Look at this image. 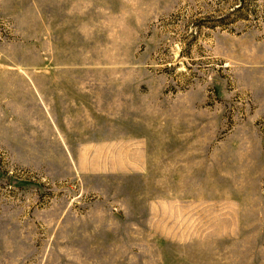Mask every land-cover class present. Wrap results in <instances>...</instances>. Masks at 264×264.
Wrapping results in <instances>:
<instances>
[{
    "label": "rangeland",
    "instance_id": "374dc122",
    "mask_svg": "<svg viewBox=\"0 0 264 264\" xmlns=\"http://www.w3.org/2000/svg\"><path fill=\"white\" fill-rule=\"evenodd\" d=\"M0 264H264V0H0Z\"/></svg>",
    "mask_w": 264,
    "mask_h": 264
}]
</instances>
